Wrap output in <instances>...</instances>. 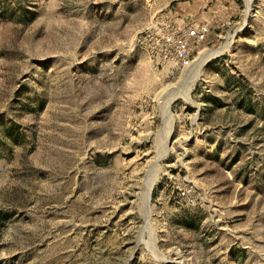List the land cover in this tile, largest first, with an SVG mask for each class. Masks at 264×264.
<instances>
[{"label": "rangeland", "instance_id": "rangeland-1", "mask_svg": "<svg viewBox=\"0 0 264 264\" xmlns=\"http://www.w3.org/2000/svg\"><path fill=\"white\" fill-rule=\"evenodd\" d=\"M0 264H264V0H0Z\"/></svg>", "mask_w": 264, "mask_h": 264}, {"label": "built area", "instance_id": "built-area-1", "mask_svg": "<svg viewBox=\"0 0 264 264\" xmlns=\"http://www.w3.org/2000/svg\"><path fill=\"white\" fill-rule=\"evenodd\" d=\"M207 31V26L203 24L182 26L175 33L166 35L161 45L167 47L171 51L180 65L187 66L190 62V48L194 44L204 40ZM179 194L181 198L188 199L185 191L181 190Z\"/></svg>", "mask_w": 264, "mask_h": 264}, {"label": "bare ground", "instance_id": "bare-ground-1", "mask_svg": "<svg viewBox=\"0 0 264 264\" xmlns=\"http://www.w3.org/2000/svg\"><path fill=\"white\" fill-rule=\"evenodd\" d=\"M208 55V54H207ZM205 56V55H204ZM208 56H205L199 65H201L203 62H204V59H207ZM198 67V66H197ZM195 77L192 78V80L190 81V83L188 84L187 86V89H186V97H188V92H189V89H190V85L192 84V82L194 81Z\"/></svg>", "mask_w": 264, "mask_h": 264}]
</instances>
